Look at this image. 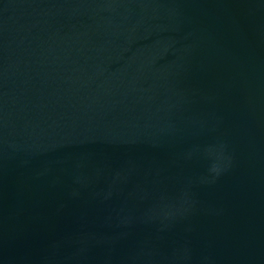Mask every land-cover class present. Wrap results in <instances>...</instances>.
Instances as JSON below:
<instances>
[{
    "label": "water",
    "instance_id": "95a60500",
    "mask_svg": "<svg viewBox=\"0 0 264 264\" xmlns=\"http://www.w3.org/2000/svg\"><path fill=\"white\" fill-rule=\"evenodd\" d=\"M0 264H264V0H0Z\"/></svg>",
    "mask_w": 264,
    "mask_h": 264
}]
</instances>
